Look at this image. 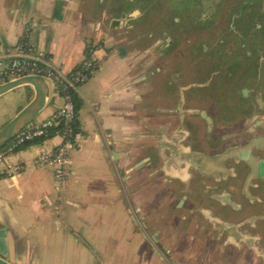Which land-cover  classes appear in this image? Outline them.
<instances>
[{
  "label": "crops",
  "instance_id": "crops-1",
  "mask_svg": "<svg viewBox=\"0 0 264 264\" xmlns=\"http://www.w3.org/2000/svg\"><path fill=\"white\" fill-rule=\"evenodd\" d=\"M140 16L104 0H0V70L24 39L64 72L89 57L97 64L79 88L65 192L56 191L53 168L36 163L59 135L23 146L0 165V255L10 262L264 264V184L244 179L242 169L236 175L238 150L206 143L200 152L186 142L184 100L174 113L169 67L154 66L157 43ZM50 88L36 121L63 103ZM28 94L25 106L32 85L0 96L3 124L18 112L7 118V101ZM217 154L222 183L205 184ZM7 164L21 169L8 173Z\"/></svg>",
  "mask_w": 264,
  "mask_h": 264
},
{
  "label": "flooded vegetation",
  "instance_id": "flooded-vegetation-1",
  "mask_svg": "<svg viewBox=\"0 0 264 264\" xmlns=\"http://www.w3.org/2000/svg\"><path fill=\"white\" fill-rule=\"evenodd\" d=\"M104 1L111 4L120 3L125 8L130 9L133 14H140V22L144 25L148 35L155 38L157 43L152 51L153 58L173 60L172 64L176 65L175 67H169L168 91L172 97L171 102L175 105L174 113L180 112V102L182 98L184 100L183 112L186 114L184 122L188 128L185 138L192 150L206 152V143L212 149H220L223 146H226L225 150L234 148L238 150L239 154H243L242 160L239 159L237 162L236 175L242 169L244 170V179L251 175L254 177L253 185L264 184V120H260V116L255 115L254 108L256 105L254 103L247 104L249 100L247 96L248 89L241 88L242 96H238V78L235 81L233 80V76L236 75L239 67V80L241 82L251 81L256 85L259 84L263 77L264 54L258 53L259 50H264V0H245L233 12L232 17L235 19H232V21L236 26H238L237 22L241 18L249 16L245 24L246 28L244 27L245 30L241 34V45L246 48V54H240L242 55L240 56L242 58L241 61L237 60L238 62H232L233 64L231 62L226 64L227 68H224L222 64L221 36H215V46L213 47L210 38L207 40L204 34L201 35L196 32L193 35L194 31H190V29L195 30L196 28H199L198 31L206 29V25L203 22L201 23L196 15L198 13L205 15L199 9H201L203 2H206V0ZM209 1L217 2L218 0ZM147 2H150L151 10L149 13L152 12L151 15L144 10ZM175 13L176 16L174 15ZM148 17H150L152 22L148 20ZM250 35H255L254 37L257 38L260 37V45L258 44V47L256 45L258 43L257 40L255 42L250 40ZM202 36L204 37L200 39ZM181 45L185 48L187 45V48L181 51ZM178 59H184L182 65L176 63ZM185 59H188V61L185 62ZM189 60H197L198 63L190 65ZM224 73L226 82L223 81ZM224 93L230 95L225 94L227 99L229 97L233 100L235 99V104L230 109L231 113L222 118L220 110L224 101ZM259 100L260 97H257L255 103H258ZM242 120H251L253 123L252 127L242 132L237 130L235 126L227 127L224 133L223 128L219 124L220 122L228 124L239 123ZM238 132L242 134L240 135ZM207 133L212 136L209 142L206 141ZM213 157L214 160L211 161L209 159L212 163L209 162L210 164H206L207 166L205 167L211 168L209 170L212 172L209 174L203 172L205 174L202 178L205 184V180L210 179L215 182V185H219L222 180L221 182L216 180L219 175L217 173L222 168L224 159L220 157V154ZM199 171L201 172V170ZM223 177H225L224 180L227 183L230 182V177L222 175L221 178ZM230 194L232 195V192Z\"/></svg>",
  "mask_w": 264,
  "mask_h": 264
},
{
  "label": "built area",
  "instance_id": "built-area-1",
  "mask_svg": "<svg viewBox=\"0 0 264 264\" xmlns=\"http://www.w3.org/2000/svg\"><path fill=\"white\" fill-rule=\"evenodd\" d=\"M96 62L92 57L86 58L71 72L53 63L52 57L30 44L26 39L20 40L14 47L6 65L0 70V85L27 75L43 76L52 88L63 97L59 109L46 119L32 122L22 129L6 146L0 150V165L7 163V157L20 145L37 137H48L51 128L62 124L56 135L62 139L52 150L43 149L36 158L39 165L51 166L54 170V185L58 193L65 192V182L72 165L71 152L77 146V135L74 123L77 119L76 104L73 93H78L82 84L88 82L95 69ZM18 165L7 164L8 173H16Z\"/></svg>",
  "mask_w": 264,
  "mask_h": 264
},
{
  "label": "rangeland",
  "instance_id": "rangeland-1",
  "mask_svg": "<svg viewBox=\"0 0 264 264\" xmlns=\"http://www.w3.org/2000/svg\"><path fill=\"white\" fill-rule=\"evenodd\" d=\"M244 1L245 0H218L217 2H211L209 0H206V2H203L201 9H199V11L204 12L205 15H203V14L200 15L198 12H197L198 14H196L197 19L201 23L203 22V24L206 25V27H205L206 29H203L201 31H198L199 28H196V27H195L196 28L195 30L190 29V31H194L193 35H195L197 32L201 35L204 34L206 36L207 40L210 38L212 40V46L213 47L215 46V39H214L215 36H217V37L221 36V39H222L221 49H222V62H223L222 64H223L224 68H227L226 64H230V62L231 63L232 62H238L237 60L241 61L242 58L240 56L246 54V48L241 45V39H242L241 34L246 28L245 24L247 23L249 16H245L243 19L241 18L242 20L240 19L241 21L239 20L237 22L238 26L234 25L233 21H232V19L233 20L235 19L234 17H232V14H234L233 12H235V10H237L239 8V5L244 3ZM144 10H146L147 14H150V15L152 14V12L149 13V11L151 10L150 2H147L145 4ZM174 15L176 16V13ZM148 20L149 21L151 20L150 17H148ZM216 21H217V23H216ZM151 22H152V20H151ZM254 36L250 35L249 38H250V40H254V42H255V40H257L258 43L256 45L258 47L260 45L259 44L260 37L257 38ZM203 37L204 36H202L200 39H202ZM246 38L248 39V37H246ZM186 48H187V45H186ZM186 48L183 45L180 46L181 51H184ZM240 54H242V55H240ZM258 54L263 55L264 50L263 49L259 50ZM172 61L173 60L162 58V59H159L158 62L156 60L155 62H157V63H155V64L153 63V64H154V66L158 64L160 67L163 68V71H164L168 67H173V66L175 67L176 66L175 64L174 65L172 64ZM183 61H184V59H178V60H176V63L178 65H182ZM186 61H188V59H185V62ZM195 63H198L197 60L196 61L195 60H189L190 65H193ZM237 69L236 70H237L238 74L236 73V75L233 76V78H234L233 80L235 81L238 78V82H239L238 84H239V88H240V89L237 88L238 89V91H237L238 96L239 95H240V97L242 96L241 95V88H247L248 89L247 96L249 97V100H248L249 103L247 102V104H251V102H252V104L254 103V105H256V107L254 108L255 115H258V117L260 116L259 117L260 120H264V74H263V77H262L261 81L259 82V84L255 85V83H253L251 81L244 83V81L241 82L239 80L240 79V70H239L240 67ZM166 76H167L166 73H163L162 75H160V78L165 79L164 77H166ZM223 76H224L223 81L226 82L225 73ZM165 82L166 81L163 80L162 83L165 84ZM225 94H228V93H224V101L222 103V108L220 110L222 118H225L228 113H231L230 109L235 104V101H234L235 99L233 100L230 97H229V99H227ZM160 96H162V95H160ZM28 97H30L29 94L27 96H25L24 99H21V100H18V99H17V101H14V100L9 101L8 100L7 101L8 103H6L7 108L4 109L5 112L8 114L7 118L12 117V115H14V113H16V111L19 112L24 107V104L27 102ZM162 97L165 98L164 96H162ZM257 97L258 98L260 97V100L258 101V103H255V101L257 100ZM4 105H5L4 101H0V110L3 108ZM227 107H230V108H227ZM3 123L4 122H3V113H2L0 115V129L5 125ZM219 124L223 128L222 130L224 133H225L227 127L231 128V127L235 126L237 130L242 132L248 128H251L253 125L251 120H248V121L242 120V121H239V123H233V124H228L226 122L225 123L220 122ZM239 134L241 135L242 133H239ZM206 136H207V141L209 142L210 137L212 138V136L210 133H207Z\"/></svg>",
  "mask_w": 264,
  "mask_h": 264
},
{
  "label": "water",
  "instance_id": "water-1",
  "mask_svg": "<svg viewBox=\"0 0 264 264\" xmlns=\"http://www.w3.org/2000/svg\"><path fill=\"white\" fill-rule=\"evenodd\" d=\"M22 85L34 87V97L9 122L0 129V150L22 129L36 120L40 111L48 104L51 88L41 75H27L0 85V96ZM0 264H14L0 255Z\"/></svg>",
  "mask_w": 264,
  "mask_h": 264
},
{
  "label": "trees",
  "instance_id": "trees-1",
  "mask_svg": "<svg viewBox=\"0 0 264 264\" xmlns=\"http://www.w3.org/2000/svg\"><path fill=\"white\" fill-rule=\"evenodd\" d=\"M73 100H74V102H75V104H76V110H77V112H78L79 107H80V104H81L78 93H73ZM60 128H62V124L58 125V126L55 127V128H51L48 137L42 136V137H37V138H35V139H33V140L27 141V142H25L24 144L20 145L18 148H16L15 151L18 150V149H20V148H22L23 146H25V145L31 143V142H34V141H37V140H41V141H42V140H46V139L51 138L52 136L56 135V131H57V129H60ZM74 128H75V132L78 133V131H79V124H78L77 119H76V121H75V123H74ZM6 147H7V146H5L3 149H5Z\"/></svg>",
  "mask_w": 264,
  "mask_h": 264
}]
</instances>
